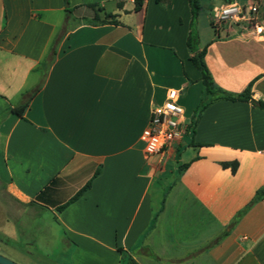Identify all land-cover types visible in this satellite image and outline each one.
I'll return each instance as SVG.
<instances>
[{
	"label": "crops",
	"instance_id": "crops-1",
	"mask_svg": "<svg viewBox=\"0 0 264 264\" xmlns=\"http://www.w3.org/2000/svg\"><path fill=\"white\" fill-rule=\"evenodd\" d=\"M199 1L203 8L207 0ZM92 4L118 24H84ZM69 6L66 23L65 0H0V186L8 199L74 245L73 264H264V198L232 225L264 189V110L216 101L198 120L197 146L188 132L163 156L148 155L141 140L168 91L180 92L188 121L203 97L187 46L189 0H145L140 11L135 0ZM260 15L264 26V2ZM197 31L215 87L241 95L250 86L264 102V37L228 25L203 32L198 20ZM33 91L23 117L12 113ZM232 162L235 173L222 166ZM179 165L188 167L177 178Z\"/></svg>",
	"mask_w": 264,
	"mask_h": 264
},
{
	"label": "rangeland",
	"instance_id": "rangeland-1",
	"mask_svg": "<svg viewBox=\"0 0 264 264\" xmlns=\"http://www.w3.org/2000/svg\"><path fill=\"white\" fill-rule=\"evenodd\" d=\"M219 2L207 0L203 4L198 18L199 27L203 32L211 30L209 7L218 6ZM24 210L8 199L0 186V255L16 264H73L72 252L76 251L75 246L51 238L54 232L49 230L48 225L39 219L28 221L26 217H22ZM48 246L51 252L47 251Z\"/></svg>",
	"mask_w": 264,
	"mask_h": 264
},
{
	"label": "trees",
	"instance_id": "trees-1",
	"mask_svg": "<svg viewBox=\"0 0 264 264\" xmlns=\"http://www.w3.org/2000/svg\"><path fill=\"white\" fill-rule=\"evenodd\" d=\"M145 0H135V10L140 11L143 7V2ZM158 4H163L165 0H156ZM191 11H192V23H191V30L187 41V46L189 51L191 52V62L194 65V67L201 73L202 75V83L204 85V92L203 97L200 101V104L194 111L193 116L191 117L190 124L188 127V132H190L192 137V145L197 146V144L194 142V134L196 131L197 123L199 118L201 117L202 113L206 110L207 107H209L211 104H213L216 101L225 100V101H232V102H250L256 107L264 110V102L256 101L251 93V87L246 90L245 93L241 95H232L226 92L221 91L220 89L216 88L214 85L213 78L211 76V73L206 65L205 62V56H206V49L200 50L198 49V31H197V20L199 18V15L202 11V6L200 4L199 0H189ZM65 14H66V23H68L73 18V9L69 6V0H65ZM90 9H92L95 13L94 17L92 19H85L84 24H91V25H105V24H118L117 18L118 16L113 14H108L106 11L100 7H98L95 4L88 5ZM56 55L55 46H52L51 53L47 56L46 60L44 61V65L48 67L51 63V61L54 59ZM35 91H33L30 94L24 95L23 102L14 109L11 110L12 113L18 115L19 117H23L25 111L27 110L29 106L30 100L34 97ZM222 166L224 168H231L232 171L235 173L238 168L237 162L232 163H223ZM188 167V165H179L178 171H177V178H180V176L183 174L185 169ZM100 174V171L96 173V176ZM91 188V182H89L86 186H84L72 199L71 201L58 208V211L64 210L69 204L77 201L79 198H81L85 192H87ZM264 198V189L257 192L256 197L253 201V203L245 209L243 212L238 214V216L234 219V222L232 225H235L240 218L249 210L251 206H253L255 203L259 202ZM120 253H122V249H118ZM129 264H137L133 259L129 260Z\"/></svg>",
	"mask_w": 264,
	"mask_h": 264
},
{
	"label": "built area",
	"instance_id": "built-area-1",
	"mask_svg": "<svg viewBox=\"0 0 264 264\" xmlns=\"http://www.w3.org/2000/svg\"><path fill=\"white\" fill-rule=\"evenodd\" d=\"M263 2L264 0L247 3L234 1L215 6L210 14L211 25L216 29L228 25L247 35L264 37L260 15ZM179 99V91H168L165 102L152 110L150 122L141 139L148 155L163 156L188 133L189 121Z\"/></svg>",
	"mask_w": 264,
	"mask_h": 264
},
{
	"label": "water",
	"instance_id": "water-1",
	"mask_svg": "<svg viewBox=\"0 0 264 264\" xmlns=\"http://www.w3.org/2000/svg\"><path fill=\"white\" fill-rule=\"evenodd\" d=\"M0 264H16V263L11 261L10 259L0 255Z\"/></svg>",
	"mask_w": 264,
	"mask_h": 264
}]
</instances>
